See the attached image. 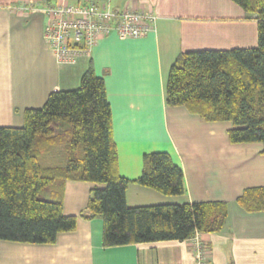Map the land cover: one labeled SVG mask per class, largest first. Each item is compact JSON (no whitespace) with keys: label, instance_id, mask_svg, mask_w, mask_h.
Segmentation results:
<instances>
[{"label":"crops","instance_id":"crops-1","mask_svg":"<svg viewBox=\"0 0 264 264\" xmlns=\"http://www.w3.org/2000/svg\"><path fill=\"white\" fill-rule=\"evenodd\" d=\"M55 0H0V128H21L24 112L40 109L55 91L79 87L91 67L104 80L111 110L118 173L134 181L143 156L167 153L182 171V196H165L130 183V208L159 204L224 202L227 218L217 234H195L207 264H264V214H247L236 200L264 187L260 144L232 145L229 122H205L183 107H168L165 82L172 63L186 52L248 49L257 45V24L231 0H113L115 9L151 11L155 30L136 39L104 37L90 56L60 64L42 36V5ZM34 5L35 11L21 7ZM62 212L76 217L72 232L52 244L0 241V264H193L190 240L104 247L103 220L88 215L93 189L75 180L53 183Z\"/></svg>","mask_w":264,"mask_h":264},{"label":"trees","instance_id":"trees-1","mask_svg":"<svg viewBox=\"0 0 264 264\" xmlns=\"http://www.w3.org/2000/svg\"><path fill=\"white\" fill-rule=\"evenodd\" d=\"M231 1L255 18L256 47L179 55L164 100L205 122L231 123L232 145L260 144L264 154V0ZM111 124L104 80L89 67L78 88L55 91L40 109L25 110L23 127L0 128V241L52 244L72 232L76 217L63 214L52 187L68 180L102 186L91 191L84 218L103 220L104 247L183 242L224 229V202L128 207L130 183L182 196L183 175L167 153L156 152L143 156L136 180L121 177ZM51 154L62 158L58 165L40 166L39 159ZM236 202L247 214H264V187L245 190Z\"/></svg>","mask_w":264,"mask_h":264},{"label":"built area","instance_id":"built-area-1","mask_svg":"<svg viewBox=\"0 0 264 264\" xmlns=\"http://www.w3.org/2000/svg\"><path fill=\"white\" fill-rule=\"evenodd\" d=\"M42 6L43 40L60 64H72L82 56H90L98 40L111 34L121 40L145 37L155 30L157 20L151 11L115 9L113 0H55ZM38 8L27 5L20 9ZM193 244V263L207 264L198 236Z\"/></svg>","mask_w":264,"mask_h":264},{"label":"rangeland","instance_id":"rangeland-1","mask_svg":"<svg viewBox=\"0 0 264 264\" xmlns=\"http://www.w3.org/2000/svg\"><path fill=\"white\" fill-rule=\"evenodd\" d=\"M62 160L61 157H56L54 154L48 155V156H43L42 158L39 159V165L44 167V166H50V165H58V163ZM39 197L41 199H47V195L45 192H42L39 194ZM194 258V256H193ZM194 264V263H193Z\"/></svg>","mask_w":264,"mask_h":264}]
</instances>
